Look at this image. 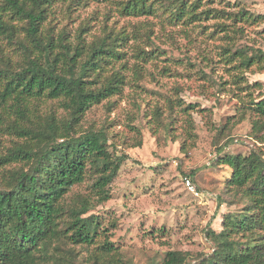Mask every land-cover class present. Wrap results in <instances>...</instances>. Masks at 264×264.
<instances>
[{
  "label": "trees",
  "instance_id": "trees-1",
  "mask_svg": "<svg viewBox=\"0 0 264 264\" xmlns=\"http://www.w3.org/2000/svg\"><path fill=\"white\" fill-rule=\"evenodd\" d=\"M89 2L103 11L95 7L70 27L65 18L75 21L71 15ZM214 2L0 0V264H83L80 250L91 264H123L93 211L111 197L125 155L109 143L112 135L105 126L86 124L85 116L93 105L105 100L113 106L117 101L111 98L123 94L124 48L132 49L134 72L144 70L162 50L142 46L143 36L152 45L144 19L128 29L117 26L122 17L151 18L160 27L183 26L207 36L224 34L218 60L232 70L235 86L229 90L246 91L239 118L229 116L216 129L211 162L229 168L222 193L231 194L240 209L222 215L218 231L206 230L210 252L190 259L167 250L160 264H264V96L253 97L248 89L260 88L259 83L243 79L245 70L264 73V49L236 43L264 22V14L251 13L241 0L223 1L222 7ZM98 15L103 21L95 33L89 22ZM210 20L216 22L213 32L205 30ZM164 97L168 110L164 114L158 108L154 123L170 132L180 115L191 135L196 107ZM244 118L251 124L248 135L260 145L245 154L225 152L233 142L231 127ZM132 130L128 146L136 147L141 138L138 129Z\"/></svg>",
  "mask_w": 264,
  "mask_h": 264
},
{
  "label": "rangeland",
  "instance_id": "rangeland-1",
  "mask_svg": "<svg viewBox=\"0 0 264 264\" xmlns=\"http://www.w3.org/2000/svg\"><path fill=\"white\" fill-rule=\"evenodd\" d=\"M223 1L236 0H215L213 5L222 7ZM241 3L253 14H264V0H241ZM89 4L71 15L75 21L66 18L64 21L74 27L95 7L103 11L100 4ZM140 19L145 20V33L152 41V45L145 43L143 36L142 46L145 50L157 47L162 52L147 62L144 70L134 72L130 68L134 62L130 57L132 49L124 48L128 63L123 72L126 82L123 94L111 98L117 101L113 106L104 104L105 100L93 105L85 116L86 124L105 126L112 135L109 143L117 154L125 155L111 183V197L96 206L93 213L99 215L105 237L117 247L123 264H160L167 250L182 251L194 259L212 249L206 230L211 227L218 231L222 215L240 209L231 194L222 193L229 168L214 167L211 162L215 156L216 129L229 116L239 118L241 97L246 91L229 90L235 86L231 83L232 70L227 71L228 64L218 60L221 57L218 46L224 45L221 38L224 34L216 32L207 36L183 26L160 27L151 18L122 17L117 26L124 24L129 29L130 23L139 24ZM102 21L100 15L95 19L92 16L91 31L100 32ZM215 23L205 22V30L215 31ZM247 32L236 43L264 49V22ZM243 79L249 85L259 83L260 88L248 89L253 97L264 96L263 72L245 70ZM164 96L179 97L185 104L196 107L197 111L191 112L194 121L191 135H186L180 115L170 132L154 123L152 116L158 115V108L164 114L168 110ZM132 127L139 130L141 138V144L136 147L128 146L134 135ZM250 129L247 118L236 122L229 131L233 142L224 151L245 154L256 144L260 145L248 135ZM186 178L196 187V194L186 186ZM78 261L91 264L85 250L78 251Z\"/></svg>",
  "mask_w": 264,
  "mask_h": 264
},
{
  "label": "built area",
  "instance_id": "built-area-1",
  "mask_svg": "<svg viewBox=\"0 0 264 264\" xmlns=\"http://www.w3.org/2000/svg\"><path fill=\"white\" fill-rule=\"evenodd\" d=\"M185 184L191 192H193L195 194L197 193L196 187L193 185V183H191V181L188 178L185 179Z\"/></svg>",
  "mask_w": 264,
  "mask_h": 264
}]
</instances>
